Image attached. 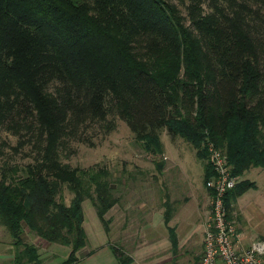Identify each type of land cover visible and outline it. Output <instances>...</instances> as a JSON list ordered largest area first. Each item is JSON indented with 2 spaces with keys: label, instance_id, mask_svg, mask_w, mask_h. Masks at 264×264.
Listing matches in <instances>:
<instances>
[{
  "label": "trees",
  "instance_id": "obj_1",
  "mask_svg": "<svg viewBox=\"0 0 264 264\" xmlns=\"http://www.w3.org/2000/svg\"><path fill=\"white\" fill-rule=\"evenodd\" d=\"M112 114L159 173L163 129L205 161V184L213 173L207 140L233 175L264 169V0H0V135L11 131L35 151L25 165L0 166V225L13 239L14 264H43L26 229L70 246L61 264L78 261L87 199L110 230L106 214L118 197L109 170L73 167L62 151L80 127ZM256 187L243 179L227 192L229 216L233 201ZM173 205L165 202L167 225ZM111 247L117 264L132 261Z\"/></svg>",
  "mask_w": 264,
  "mask_h": 264
},
{
  "label": "rangeland",
  "instance_id": "obj_2",
  "mask_svg": "<svg viewBox=\"0 0 264 264\" xmlns=\"http://www.w3.org/2000/svg\"><path fill=\"white\" fill-rule=\"evenodd\" d=\"M109 121L114 125L110 126L107 123ZM161 135L165 144L166 159V170L163 173L158 172L152 155L135 139L125 120L116 114L110 115L106 121L92 122L86 127H80L77 135L69 139L66 149L62 151L63 161L73 167L106 168L110 172V181L118 197L117 204L106 214L107 218H111L109 231L105 230L92 201L90 199L84 201V226L88 241L77 253L79 260L72 264H116L117 256L111 245L120 246V230L125 218L130 222H133L132 218H138L144 230L149 227L152 217L154 224L161 220V215L155 213V208L159 203L158 199L166 198L169 181L177 179L179 185L176 195L184 194L185 188L188 191L192 187V189L203 187L205 161L196 155L193 146L183 138L172 135L167 129H163ZM20 139L11 131L4 129L1 132L0 166L4 159H10V163L19 165H25L33 160L32 155L35 151L31 152L32 144L27 141L20 146ZM14 147H19L17 149L19 151ZM251 172L258 176L256 170ZM256 179L260 182L259 191L250 189L238 200L239 203H236L237 199L233 201L234 211L241 214L234 220L252 239L256 238L257 234L264 233V176ZM72 196V192L65 187L63 197L67 203H70ZM244 204L248 205L246 214L251 210L249 216L245 215V212L241 213ZM110 215L112 217H109ZM3 229L0 230L1 243L12 239L9 231L5 227ZM26 231L25 240L44 249L43 244L46 241L35 232L31 234L28 229ZM70 252V246L53 243L48 251L43 250L42 254L40 252L39 254L43 255L41 256L43 264H61L68 258ZM175 264L195 263L193 257L189 256Z\"/></svg>",
  "mask_w": 264,
  "mask_h": 264
},
{
  "label": "crops",
  "instance_id": "obj_3",
  "mask_svg": "<svg viewBox=\"0 0 264 264\" xmlns=\"http://www.w3.org/2000/svg\"><path fill=\"white\" fill-rule=\"evenodd\" d=\"M165 170L166 169H164V171ZM253 170H256L258 176H254L255 173L251 172ZM260 176H264L263 168H251L242 176H239V182L243 179L254 181L257 187L251 189L259 191L261 189L260 182L256 177ZM178 185L177 179L169 181L166 198L163 200L158 199L159 203L156 205L155 213L158 212L161 215V220L157 223H153L152 217L149 227L144 230L138 218H132L133 222L125 218L121 225V244L119 247L131 257L132 261L129 264H168L169 262H171L170 264H175L180 259L189 258V256L193 257L195 264L200 263V257L204 248L205 221L210 208V190L206 187L203 180L202 188L192 189L193 187H190L191 190L188 191L187 188H185L184 194L176 195L175 193L178 191ZM189 185L192 184L189 183ZM243 195L237 198L236 203H239L238 200H240ZM167 200L174 203L173 206L175 209L168 225L165 223L164 214L166 209L165 202ZM247 208L248 205L244 204L241 207V213H244ZM110 210H112V208ZM250 211H247V214L245 212V215L249 216ZM231 213L230 217L235 220L241 215L240 213L236 214L234 209H232ZM109 217H112V215ZM168 227H172L177 235L178 243L176 248L172 244ZM1 228L4 230L3 226ZM237 230L239 233L238 243L240 246L244 247L249 246L254 239L261 238L262 235H264V233L257 234V236H255L256 238L252 239L250 236L246 235L238 225ZM35 240L36 242L38 241L37 239ZM52 244L53 243L46 242L43 244L44 249L38 246L40 254H42L43 250L48 251ZM15 253L16 248L13 245V239H7L1 243L0 238V264H14ZM169 259L172 261H169Z\"/></svg>",
  "mask_w": 264,
  "mask_h": 264
},
{
  "label": "built area",
  "instance_id": "obj_4",
  "mask_svg": "<svg viewBox=\"0 0 264 264\" xmlns=\"http://www.w3.org/2000/svg\"><path fill=\"white\" fill-rule=\"evenodd\" d=\"M208 163L213 171L206 182L210 208L205 221L204 248L199 264H264V239L240 246L234 219L228 215L226 194L239 182L223 150L207 140Z\"/></svg>",
  "mask_w": 264,
  "mask_h": 264
}]
</instances>
